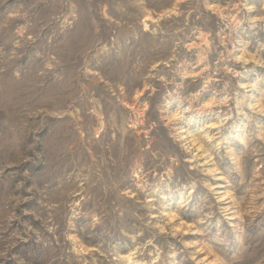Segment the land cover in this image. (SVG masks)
<instances>
[{
    "label": "rangeland",
    "instance_id": "374dc122",
    "mask_svg": "<svg viewBox=\"0 0 264 264\" xmlns=\"http://www.w3.org/2000/svg\"><path fill=\"white\" fill-rule=\"evenodd\" d=\"M0 264H264V0H0Z\"/></svg>",
    "mask_w": 264,
    "mask_h": 264
}]
</instances>
